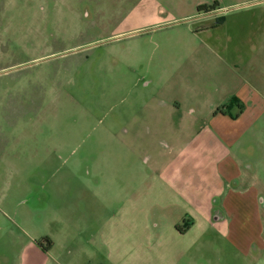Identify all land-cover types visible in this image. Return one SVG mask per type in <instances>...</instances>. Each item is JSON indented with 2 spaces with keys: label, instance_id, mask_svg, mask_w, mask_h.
<instances>
[{
  "label": "rangeland",
  "instance_id": "374dc122",
  "mask_svg": "<svg viewBox=\"0 0 264 264\" xmlns=\"http://www.w3.org/2000/svg\"><path fill=\"white\" fill-rule=\"evenodd\" d=\"M215 1L234 0H0V264H22L32 240L83 242L101 220L119 235L146 166L141 145L180 136L143 131L140 112L184 88L182 78L191 95L203 71L239 87L224 83L232 69L262 62L230 39L264 31V4L197 11ZM211 192L198 194L203 208ZM198 211L189 264H264L238 255L225 225L203 224L216 215Z\"/></svg>",
  "mask_w": 264,
  "mask_h": 264
},
{
  "label": "crops",
  "instance_id": "0c3cea01",
  "mask_svg": "<svg viewBox=\"0 0 264 264\" xmlns=\"http://www.w3.org/2000/svg\"><path fill=\"white\" fill-rule=\"evenodd\" d=\"M215 2L214 13L232 7L249 12V5L264 4V0H234L223 6ZM218 41L224 45V40ZM230 41L262 60L232 69L235 79L226 76L224 83L237 79L242 81L239 87H226L217 72L203 71L195 94L186 91L189 86L182 78L184 88L156 101L153 110L140 112L147 122L143 131L158 134L163 129L180 136L141 145L146 166L136 177L132 203L120 208L130 212V220L121 217L119 235L111 237L109 222L101 220L95 234L83 242L66 241L68 237L32 240L22 264H93L95 258L97 264H189L186 238L197 226L193 217L201 215L198 210L212 219L216 215L213 225L203 219L206 227L222 230L225 225L223 238L238 255L264 259V31L240 30ZM232 99L236 101L231 105ZM206 186L215 197L210 209L203 208L198 196ZM256 217L258 238L251 247L245 238Z\"/></svg>",
  "mask_w": 264,
  "mask_h": 264
},
{
  "label": "trees",
  "instance_id": "16d2710c",
  "mask_svg": "<svg viewBox=\"0 0 264 264\" xmlns=\"http://www.w3.org/2000/svg\"><path fill=\"white\" fill-rule=\"evenodd\" d=\"M218 6V3H213L212 5H200V6H198L197 7V11L198 12H209V11H212V10H215L216 9V7ZM236 101V99H232L231 100V105H232V103H234ZM230 107V106H229Z\"/></svg>",
  "mask_w": 264,
  "mask_h": 264
},
{
  "label": "flooded vegetation",
  "instance_id": "af4514ba",
  "mask_svg": "<svg viewBox=\"0 0 264 264\" xmlns=\"http://www.w3.org/2000/svg\"><path fill=\"white\" fill-rule=\"evenodd\" d=\"M213 11H215V10H212V11H209V12H205L204 11V12H199V13H204V15H211Z\"/></svg>",
  "mask_w": 264,
  "mask_h": 264
}]
</instances>
